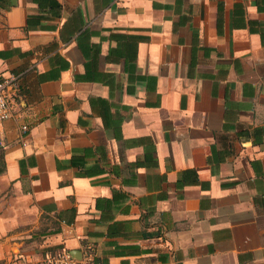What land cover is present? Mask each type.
I'll return each mask as SVG.
<instances>
[{
  "label": "crops",
  "instance_id": "1",
  "mask_svg": "<svg viewBox=\"0 0 264 264\" xmlns=\"http://www.w3.org/2000/svg\"><path fill=\"white\" fill-rule=\"evenodd\" d=\"M11 72L0 264H264V0H0Z\"/></svg>",
  "mask_w": 264,
  "mask_h": 264
},
{
  "label": "built area",
  "instance_id": "2",
  "mask_svg": "<svg viewBox=\"0 0 264 264\" xmlns=\"http://www.w3.org/2000/svg\"><path fill=\"white\" fill-rule=\"evenodd\" d=\"M21 73L0 74V149H3L2 127L3 124L14 117L17 99L19 97V81ZM28 128L26 125L19 127V137L21 145H24L23 138L26 136ZM44 264H97L92 260L90 254L76 258L69 252L60 251L47 257Z\"/></svg>",
  "mask_w": 264,
  "mask_h": 264
},
{
  "label": "trees",
  "instance_id": "3",
  "mask_svg": "<svg viewBox=\"0 0 264 264\" xmlns=\"http://www.w3.org/2000/svg\"><path fill=\"white\" fill-rule=\"evenodd\" d=\"M4 171H5V166H4V160H3V151L2 149H0V175H2Z\"/></svg>",
  "mask_w": 264,
  "mask_h": 264
},
{
  "label": "water",
  "instance_id": "4",
  "mask_svg": "<svg viewBox=\"0 0 264 264\" xmlns=\"http://www.w3.org/2000/svg\"><path fill=\"white\" fill-rule=\"evenodd\" d=\"M71 254V253H70ZM72 255V254H71ZM74 256V255H73ZM75 257V256H74ZM77 258V257H76Z\"/></svg>",
  "mask_w": 264,
  "mask_h": 264
}]
</instances>
